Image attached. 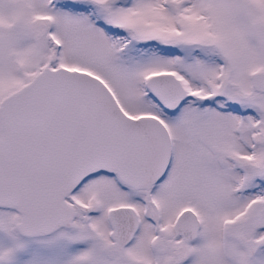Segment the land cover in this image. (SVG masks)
<instances>
[{
  "label": "snow or ice",
  "instance_id": "1",
  "mask_svg": "<svg viewBox=\"0 0 264 264\" xmlns=\"http://www.w3.org/2000/svg\"><path fill=\"white\" fill-rule=\"evenodd\" d=\"M0 264H264V0H0Z\"/></svg>",
  "mask_w": 264,
  "mask_h": 264
}]
</instances>
